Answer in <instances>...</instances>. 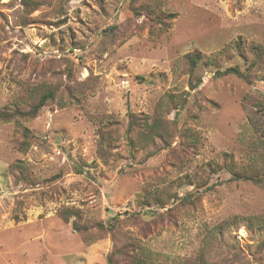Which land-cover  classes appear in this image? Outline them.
<instances>
[{
	"label": "rangeland",
	"instance_id": "374dc122",
	"mask_svg": "<svg viewBox=\"0 0 264 264\" xmlns=\"http://www.w3.org/2000/svg\"><path fill=\"white\" fill-rule=\"evenodd\" d=\"M22 1L0 0V111L42 85L57 98L0 120V264H109L117 250L115 264H264V188L209 174L264 151V63L252 84L204 69L191 89L183 74L194 52L241 71L254 47L264 57V0H136L174 15L164 26L130 0H37L31 13ZM133 112L164 121L153 157L129 145ZM165 188L178 197L159 206ZM186 195L201 197L179 205Z\"/></svg>",
	"mask_w": 264,
	"mask_h": 264
},
{
	"label": "trees",
	"instance_id": "16d2710c",
	"mask_svg": "<svg viewBox=\"0 0 264 264\" xmlns=\"http://www.w3.org/2000/svg\"><path fill=\"white\" fill-rule=\"evenodd\" d=\"M24 6L30 10V13L38 10L42 3L41 1L37 0H23L22 1ZM130 10L136 16H144L146 19L155 20V22L161 25H167L166 20H169L174 17V15H168L165 17L162 12H160L157 8L144 6V5H137L136 0H130L129 3ZM238 45L236 46L237 55L241 58H246L244 51H242L241 47V40L238 41ZM254 53L256 54L257 58L255 62L249 66L246 71H241L240 66H226L222 67V58L216 57H205L200 52H194L192 54L186 55L184 57V72L183 74L188 76V82L191 89H197L201 84V78H196V73L198 70H208L212 71L215 69L216 76H228L233 75L236 76L248 84H252V77H251V70L264 63V57L262 53V48H257ZM229 49L222 50L220 54H228ZM224 60V59H223ZM263 65V64H262ZM57 98L56 90L52 88L44 89V85L36 87L32 90L31 96V105L26 109L15 108L13 111H0V120L4 122H9L15 118H28L33 119L36 118L42 109L47 106V104L53 102ZM186 100H184V103ZM128 125L125 132L126 137L128 138L129 145L136 150H143L146 151L147 157H153L158 152L157 149L158 144H165L166 143V129L163 125V120L160 117L150 118L145 116L141 120L136 113H131L128 116ZM27 131V130H26ZM196 138L193 142H196ZM111 138L109 134L103 136L101 141L102 145L105 144L106 147L110 145ZM104 146V145H103ZM102 149V147H101ZM102 151H104L102 149ZM210 172L209 174H214L219 171H226L230 174L231 178L230 181L235 182H251L261 188H264V151L259 155V157L248 164H238L234 161L233 157L224 155V162L219 167H212L209 165ZM206 186L205 183L201 184L199 187ZM214 185L205 188V190H212ZM152 200L154 203L158 204L159 206H163L169 204L173 198H177L178 195L176 192L172 193L169 188L156 190L151 195ZM200 195H186L179 201V205H196L200 200ZM66 220L68 221L70 217L74 216L76 218V213L73 211H65L64 213ZM109 226V227H108ZM108 226L99 223L97 224V228L102 231L112 232L115 228L114 224H109ZM73 228L77 231H82L80 226L73 222ZM261 245L264 246V240L261 242ZM124 251L117 250L112 252L108 256V263L115 264L116 257L122 256ZM141 254H137L133 257L134 264H141ZM202 264H208L203 262Z\"/></svg>",
	"mask_w": 264,
	"mask_h": 264
}]
</instances>
